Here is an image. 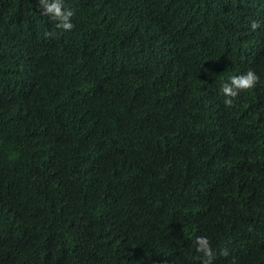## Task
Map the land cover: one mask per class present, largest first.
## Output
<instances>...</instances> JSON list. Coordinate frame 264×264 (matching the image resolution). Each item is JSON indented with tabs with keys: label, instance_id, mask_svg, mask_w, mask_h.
<instances>
[{
	"label": "trees",
	"instance_id": "obj_1",
	"mask_svg": "<svg viewBox=\"0 0 264 264\" xmlns=\"http://www.w3.org/2000/svg\"><path fill=\"white\" fill-rule=\"evenodd\" d=\"M64 5L0 0V264H264V0Z\"/></svg>",
	"mask_w": 264,
	"mask_h": 264
},
{
	"label": "clouds",
	"instance_id": "obj_2",
	"mask_svg": "<svg viewBox=\"0 0 264 264\" xmlns=\"http://www.w3.org/2000/svg\"><path fill=\"white\" fill-rule=\"evenodd\" d=\"M38 6L42 9V15L50 17L56 21V28L71 31L74 25L71 18L74 12L70 8H66L64 0H38ZM260 22L252 20L250 29L255 31L260 27ZM52 33H45V36H51ZM260 77L249 69L248 71L239 75H232L228 77L227 81L220 84V92L224 97V104L226 107H232L234 99L240 94L241 91L253 89L259 82ZM195 251L202 255L201 264H213L216 253L213 251L210 241L205 236H197L194 240ZM223 257H227L229 252L227 248H223L219 253Z\"/></svg>",
	"mask_w": 264,
	"mask_h": 264
}]
</instances>
